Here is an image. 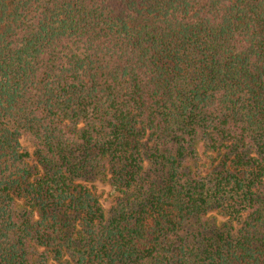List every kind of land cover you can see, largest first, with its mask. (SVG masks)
Returning <instances> with one entry per match:
<instances>
[{"label":"trees","instance_id":"obj_1","mask_svg":"<svg viewBox=\"0 0 264 264\" xmlns=\"http://www.w3.org/2000/svg\"><path fill=\"white\" fill-rule=\"evenodd\" d=\"M0 264H264V0H0Z\"/></svg>","mask_w":264,"mask_h":264},{"label":"rangeland","instance_id":"obj_2","mask_svg":"<svg viewBox=\"0 0 264 264\" xmlns=\"http://www.w3.org/2000/svg\"><path fill=\"white\" fill-rule=\"evenodd\" d=\"M20 141L22 147L32 153L33 148L29 139L25 136H21ZM217 160L218 154L216 153V151L208 148L206 144L199 142L196 147L194 156L190 158V164L193 169H196L197 173L200 176L208 177L212 169L215 167ZM27 164L29 166H33L34 164H36L35 157L32 156L27 159ZM85 183L90 186L91 190L99 197L104 208L108 211L112 210L117 201V197L115 193L112 192L108 176L98 173L95 175L94 179H92L88 183ZM218 218L222 220L220 216H218Z\"/></svg>","mask_w":264,"mask_h":264}]
</instances>
